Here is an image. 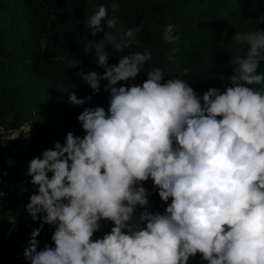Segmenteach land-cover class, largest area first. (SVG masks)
Returning <instances> with one entry per match:
<instances>
[{"label": "clouds", "instance_id": "9594fccd", "mask_svg": "<svg viewBox=\"0 0 264 264\" xmlns=\"http://www.w3.org/2000/svg\"><path fill=\"white\" fill-rule=\"evenodd\" d=\"M110 7L111 16L101 4L85 20L92 36L103 33L85 45L89 54L95 50L103 71L78 73L94 95L107 81L109 107L83 108L77 117L83 137L69 131L63 145L56 141L30 160L25 175L36 191L25 210L39 227L30 232L24 259L190 264L199 255L207 264H264V72L258 73L264 31L235 33L232 39L248 50L231 61L236 66L231 86L200 96L180 78L162 83L159 68L145 71L150 49L109 64L113 53L140 45L136 36L143 29V21L118 29L119 4ZM173 33L168 24L163 38L169 44L179 40ZM142 72L147 73L142 85L117 86ZM90 99L68 96L73 106ZM149 180L166 205L163 214L149 209L151 193L143 186ZM5 196L0 191V200ZM8 222L11 235L16 217ZM105 222L113 225L110 232L95 238ZM44 225L54 228L52 244L38 250Z\"/></svg>", "mask_w": 264, "mask_h": 264}, {"label": "trees", "instance_id": "16d2710c", "mask_svg": "<svg viewBox=\"0 0 264 264\" xmlns=\"http://www.w3.org/2000/svg\"><path fill=\"white\" fill-rule=\"evenodd\" d=\"M113 2L119 4L118 29L126 31L141 21L143 29L136 36L140 45L113 53L109 64L118 63L120 56L150 49L152 59L146 62L145 71L159 68L165 75L162 83L180 78L200 96L209 88L223 92L231 86L236 67L231 61L248 50L232 39L235 33L264 31V0H0V172L16 193L14 201L0 200V223L10 230L13 225L8 219L16 217L14 248L25 247L31 230L39 227L25 210L36 191L25 175L30 160L53 148L56 141L63 145L69 131L83 137L77 119L83 108L109 107V94L103 91L107 81H101V91L94 95L78 73L103 71L96 65L95 50L90 54L85 50L87 41H98L103 33L92 36L85 20L101 4L111 16ZM168 24L179 36L173 44L163 38ZM174 48L178 51L173 52ZM106 51L113 49L106 45ZM74 63L79 66L70 68ZM259 72H264V62ZM146 79L147 73L142 72L135 81L117 86L142 85ZM72 92L91 99L83 106H73L68 102ZM17 129L27 137L16 135ZM143 186L151 193L149 209L163 214L166 205L153 191V182ZM112 226L105 222L95 238H102ZM53 232V227L44 225L37 238L38 250L52 244ZM190 264L207 262L197 255Z\"/></svg>", "mask_w": 264, "mask_h": 264}, {"label": "built area", "instance_id": "2783aa9c", "mask_svg": "<svg viewBox=\"0 0 264 264\" xmlns=\"http://www.w3.org/2000/svg\"><path fill=\"white\" fill-rule=\"evenodd\" d=\"M16 135L21 137H27V134L21 129H17ZM0 191L6 193L5 199L14 201L16 193L14 186H8L5 177L0 172ZM17 243L15 233L12 231L9 235V230L5 229L0 223V264H28L24 259L23 249L24 247H16L13 245Z\"/></svg>", "mask_w": 264, "mask_h": 264}]
</instances>
